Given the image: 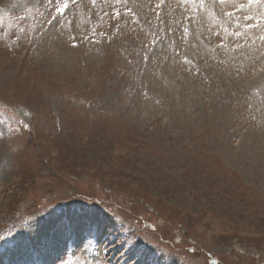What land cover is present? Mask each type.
Masks as SVG:
<instances>
[{
	"label": "rangeland",
	"instance_id": "374dc122",
	"mask_svg": "<svg viewBox=\"0 0 264 264\" xmlns=\"http://www.w3.org/2000/svg\"><path fill=\"white\" fill-rule=\"evenodd\" d=\"M260 16L0 0V264L264 262Z\"/></svg>",
	"mask_w": 264,
	"mask_h": 264
},
{
	"label": "snow or ice",
	"instance_id": "6c2138e0",
	"mask_svg": "<svg viewBox=\"0 0 264 264\" xmlns=\"http://www.w3.org/2000/svg\"><path fill=\"white\" fill-rule=\"evenodd\" d=\"M248 3L251 4H264V0H248ZM230 15V14H229ZM246 19H255V24H249L246 25V27H259L261 26V21H264V16L260 17H246ZM240 33H236V35H239ZM261 39H264V36L261 37Z\"/></svg>",
	"mask_w": 264,
	"mask_h": 264
},
{
	"label": "water",
	"instance_id": "95a60500",
	"mask_svg": "<svg viewBox=\"0 0 264 264\" xmlns=\"http://www.w3.org/2000/svg\"><path fill=\"white\" fill-rule=\"evenodd\" d=\"M211 263L216 264V260H212ZM262 264H264V263H262Z\"/></svg>",
	"mask_w": 264,
	"mask_h": 264
},
{
	"label": "bare ground",
	"instance_id": "6f19581e",
	"mask_svg": "<svg viewBox=\"0 0 264 264\" xmlns=\"http://www.w3.org/2000/svg\"><path fill=\"white\" fill-rule=\"evenodd\" d=\"M13 264V263H12Z\"/></svg>",
	"mask_w": 264,
	"mask_h": 264
}]
</instances>
